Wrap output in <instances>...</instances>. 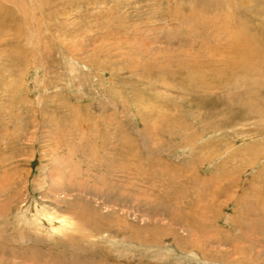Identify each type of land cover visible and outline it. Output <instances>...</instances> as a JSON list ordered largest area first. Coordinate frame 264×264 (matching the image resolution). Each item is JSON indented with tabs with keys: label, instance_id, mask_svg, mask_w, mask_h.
<instances>
[{
	"label": "rangeland",
	"instance_id": "rangeland-1",
	"mask_svg": "<svg viewBox=\"0 0 264 264\" xmlns=\"http://www.w3.org/2000/svg\"><path fill=\"white\" fill-rule=\"evenodd\" d=\"M229 3L0 0V264H264V76L184 21Z\"/></svg>",
	"mask_w": 264,
	"mask_h": 264
},
{
	"label": "bare ground",
	"instance_id": "bare-ground-1",
	"mask_svg": "<svg viewBox=\"0 0 264 264\" xmlns=\"http://www.w3.org/2000/svg\"><path fill=\"white\" fill-rule=\"evenodd\" d=\"M251 1H254L253 5H251L250 7H245V9L242 11L239 10L236 11V9H238L239 6L234 7L233 4H235V1L231 0L232 4L229 3L230 7H228L227 10H223V11L221 10V12H217V13L216 12L213 13V10H210L207 12L204 11L205 12L204 13L201 12L202 10L198 11L197 10L198 8H196V10L191 9L190 14L187 17L185 16L184 18V21L186 20V25L190 27L194 26L195 28L198 29V32L206 31L209 39L211 38L212 42L214 40L215 42L218 43V41L223 40L222 46L214 44L212 47L208 49L211 57L209 55V57H206L205 59L206 63L213 64L212 61L210 60L211 59L213 60L215 54H219V55L220 53L224 54L223 56L224 58L219 60L222 64L221 65L222 67H217L215 69V70H219V71H215V74L217 75H220L221 72L229 73V71H233V72L235 71V72H243L245 75L258 74L259 76L260 75L264 76V32L261 30L262 29L261 27L264 25V21L263 18L261 17L260 12H257L260 9L259 4L261 0L258 1L251 0ZM261 10H264V8L262 7ZM209 13H211V15ZM253 20H255L256 22L253 23ZM206 43L208 44V42ZM195 62H192L194 66L196 65L198 67L197 63H199V67H200V62L198 61L196 63ZM216 82L220 83L219 81ZM205 84L206 83H203V85ZM38 211L39 214L37 215L39 216L37 217V219L39 221H42V219L44 218L48 219V216L49 217L52 216L53 218H56L51 211H47L44 208ZM35 218H36V214L35 215L32 214V218L31 219L28 218V219L33 221ZM25 221H27V219ZM67 223L68 221L65 222V225L67 227L62 230V233L65 234L66 237L68 236L66 242L72 244L75 242L74 239L75 237L73 238L69 237V235H67L68 230L76 231L78 230V227L77 224H74L73 221L70 225H67ZM21 227L25 229V225L21 224ZM28 256L29 254L27 253V257ZM18 257L20 256L18 255ZM33 261L34 260H29L30 263H32Z\"/></svg>",
	"mask_w": 264,
	"mask_h": 264
}]
</instances>
